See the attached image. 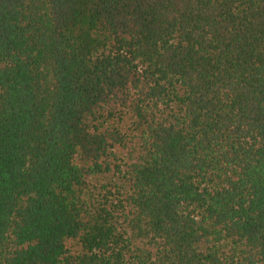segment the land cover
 I'll return each instance as SVG.
<instances>
[{
    "label": "trees",
    "instance_id": "trees-1",
    "mask_svg": "<svg viewBox=\"0 0 264 264\" xmlns=\"http://www.w3.org/2000/svg\"><path fill=\"white\" fill-rule=\"evenodd\" d=\"M0 264H264V0H0Z\"/></svg>",
    "mask_w": 264,
    "mask_h": 264
}]
</instances>
